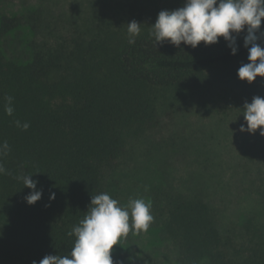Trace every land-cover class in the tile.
Here are the masks:
<instances>
[{"label": "trees", "instance_id": "trees-1", "mask_svg": "<svg viewBox=\"0 0 264 264\" xmlns=\"http://www.w3.org/2000/svg\"><path fill=\"white\" fill-rule=\"evenodd\" d=\"M6 2L0 0V144L7 141L9 150L0 156L7 170L0 174V264H32L48 254H70L75 237L67 233L84 218L92 195L108 193L105 169L122 155L126 127L151 116L155 89L198 91L231 79L249 85L237 71L250 61L246 26L233 33V55L223 37L195 48L156 46L152 20L140 22L135 44L128 42L127 26L84 51L78 44L68 54L80 60L77 66L63 62L62 53L41 50L28 60L10 59L3 38L25 24L34 28L41 15L6 11ZM262 33L264 19L257 32L264 45ZM58 68L63 72L54 74ZM7 96L13 97L11 116ZM16 121L30 127L23 130ZM26 173L43 190L32 205L25 200L32 189L15 178ZM165 226L181 264H264L263 227L247 221L246 236L236 243L221 230L216 208L198 198L169 202Z\"/></svg>", "mask_w": 264, "mask_h": 264}, {"label": "rangeland", "instance_id": "rangeland-1", "mask_svg": "<svg viewBox=\"0 0 264 264\" xmlns=\"http://www.w3.org/2000/svg\"><path fill=\"white\" fill-rule=\"evenodd\" d=\"M184 2L8 0L6 11L38 10L41 18L34 28L25 24L5 36L4 50L8 58L24 60L38 50L62 53L63 62L77 66L80 60L68 54L78 44L84 51L94 39L115 34L132 20L155 21L161 10ZM241 82L231 79L198 91L155 89L151 116L126 127L123 153L105 169L107 190L121 204L150 199L154 221L147 232L130 230L122 245H114V264H181L165 226L167 205L176 198L213 205L221 230L236 243L246 236L247 221L257 222L264 233V136L259 129L240 131L246 125L245 101L264 97V77Z\"/></svg>", "mask_w": 264, "mask_h": 264}, {"label": "clouds", "instance_id": "clouds-1", "mask_svg": "<svg viewBox=\"0 0 264 264\" xmlns=\"http://www.w3.org/2000/svg\"><path fill=\"white\" fill-rule=\"evenodd\" d=\"M262 18L264 0H185L182 7L158 13L150 36L154 38L156 46L167 42L179 47L183 42L193 48L201 41L210 45L223 37L235 55L238 47L237 37L233 33L239 34L246 26L244 46L248 49L250 62L242 64L237 75L241 80L252 83L257 76L264 77V45L258 43L260 36L257 35ZM141 25L136 20L127 23L130 44H135V38L141 34ZM5 99V113L11 116L14 112L11 106L13 97L7 96ZM243 116L246 125L241 124L240 131L255 134L259 129L260 135L264 136V97L257 95L250 103L245 101ZM16 124L23 130L30 127L28 123L21 125L19 121ZM8 150L7 141L0 144V156L6 155ZM6 172L0 163V174ZM32 174L15 177L32 189L25 196L29 205L35 204L43 195V190L37 188L39 181L32 179ZM50 199H55V192L51 193ZM151 209L152 201L143 197L129 199L126 204H121L107 192L92 195L84 218L67 233L75 237L70 254H48L39 262L34 260L32 264H114V245H122V239L127 238L130 230L133 234L147 232L154 221Z\"/></svg>", "mask_w": 264, "mask_h": 264}]
</instances>
